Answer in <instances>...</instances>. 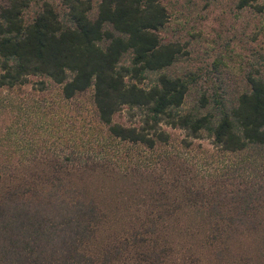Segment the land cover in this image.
<instances>
[{"label": "trees", "instance_id": "16d2710c", "mask_svg": "<svg viewBox=\"0 0 264 264\" xmlns=\"http://www.w3.org/2000/svg\"><path fill=\"white\" fill-rule=\"evenodd\" d=\"M164 1L0 0V90L49 79L67 101L92 91L96 125L120 144L155 150L169 143L168 127L207 135L225 154L262 157V74L249 75L230 105L205 91L185 109L195 80L166 73L182 46L162 36L170 20ZM125 109L138 124L114 121ZM233 184L218 186L209 206L213 238L223 244L217 260L238 244L248 251L241 264H264V180ZM100 219L93 201L56 176L9 188L0 194V264H100L81 251Z\"/></svg>", "mask_w": 264, "mask_h": 264}, {"label": "rangeland", "instance_id": "374dc122", "mask_svg": "<svg viewBox=\"0 0 264 264\" xmlns=\"http://www.w3.org/2000/svg\"><path fill=\"white\" fill-rule=\"evenodd\" d=\"M239 1H164L170 20L162 36L182 46L166 73L195 80L185 109L197 107L205 91L230 105L249 75L264 78V0L244 9ZM92 95L67 101L59 86L36 77L0 90V194L55 176L82 191L101 219L81 251L100 264L246 263L238 244L217 260L223 244L213 238L209 206L223 183L263 181L264 155L225 154L207 135L194 139L168 127L169 143L155 150L120 144L96 125ZM114 121L138 124L129 109Z\"/></svg>", "mask_w": 264, "mask_h": 264}]
</instances>
